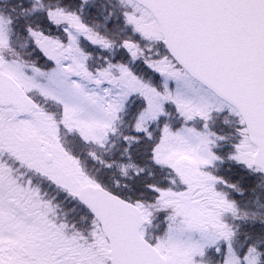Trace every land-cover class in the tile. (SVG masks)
<instances>
[{
    "label": "snow or ice",
    "instance_id": "snow-or-ice-1",
    "mask_svg": "<svg viewBox=\"0 0 264 264\" xmlns=\"http://www.w3.org/2000/svg\"><path fill=\"white\" fill-rule=\"evenodd\" d=\"M0 264H264V0H0Z\"/></svg>",
    "mask_w": 264,
    "mask_h": 264
}]
</instances>
